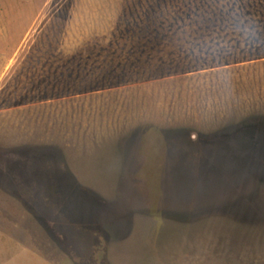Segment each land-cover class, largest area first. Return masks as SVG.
Segmentation results:
<instances>
[{"label":"rangeland","instance_id":"rangeland-1","mask_svg":"<svg viewBox=\"0 0 264 264\" xmlns=\"http://www.w3.org/2000/svg\"><path fill=\"white\" fill-rule=\"evenodd\" d=\"M0 264H264V0H0Z\"/></svg>","mask_w":264,"mask_h":264}]
</instances>
